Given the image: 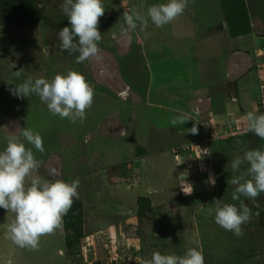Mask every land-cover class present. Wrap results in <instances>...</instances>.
<instances>
[{"label": "rangeland", "instance_id": "1", "mask_svg": "<svg viewBox=\"0 0 264 264\" xmlns=\"http://www.w3.org/2000/svg\"><path fill=\"white\" fill-rule=\"evenodd\" d=\"M16 1L20 6L0 0V150L21 127L32 129L45 148H33L41 161L33 176L80 184L66 215L73 221L65 225L64 216L62 228L42 236L36 250L8 238L15 217L0 209V264H147L153 252L183 256L195 246L205 264H264V193L241 197L251 211L241 237L208 212L219 199L239 203L231 199V161L264 148V140L245 132L244 120L264 97V0H189L170 24L149 21L131 32L123 18L130 7L146 14L167 0H103L100 58L79 64L78 52L60 48L58 33L68 25L63 0ZM230 44L245 47L238 78L247 81L229 76L191 91L198 85L194 65ZM68 71L83 74L95 91L82 121L53 116L35 94L8 91ZM181 113L193 120L173 125L169 120ZM194 124L196 135L187 131ZM189 184L190 195L183 191Z\"/></svg>", "mask_w": 264, "mask_h": 264}, {"label": "clouds", "instance_id": "2", "mask_svg": "<svg viewBox=\"0 0 264 264\" xmlns=\"http://www.w3.org/2000/svg\"><path fill=\"white\" fill-rule=\"evenodd\" d=\"M188 3L189 0H167L166 3L150 6L146 14L130 7L123 17L126 25L124 31L131 32L138 25L146 27L149 21L157 28L164 27L181 16ZM62 11L68 25L58 33L61 50L78 52V64L90 58L99 59L102 34L98 25L105 11L103 0H63ZM21 75L19 70L14 72L16 79ZM14 85L8 89L12 96L23 98L35 94L53 116L72 123L86 119V110L92 106L95 94L85 76L76 71L56 74L51 80L45 77L29 78ZM188 120L193 119L181 113L173 119L172 124L182 125ZM244 120L245 132L264 140V114H259L258 110L249 111ZM21 129L19 136L9 135L6 146L0 150V209L11 212L15 217L7 228L8 238L20 248L36 250L42 236L62 228L64 216L68 214L74 199L79 198L80 182L78 179L68 182L33 176L41 166L33 148L41 153L45 151L43 137L32 129ZM187 131L198 134L195 124ZM230 167L236 173L231 178V184L235 186L231 199L239 203H222L219 199L208 212L214 216L218 226L241 237L243 225L251 218V211L241 197L255 200L264 193V148L244 151L231 161ZM52 174H56L55 170ZM29 177L32 179L26 184ZM208 182L215 186L214 174L209 173ZM183 191L190 195L193 186L189 184L188 189ZM147 264H205V259L202 249L195 246L187 249L183 256L153 252Z\"/></svg>", "mask_w": 264, "mask_h": 264}, {"label": "crops", "instance_id": "3", "mask_svg": "<svg viewBox=\"0 0 264 264\" xmlns=\"http://www.w3.org/2000/svg\"><path fill=\"white\" fill-rule=\"evenodd\" d=\"M249 35L250 34L245 33L244 35H241V37L243 39L247 36L248 40H250V43H252L251 38H249L250 37ZM258 41H260V38H258ZM234 45L235 44H230V46L232 47L231 49H225V48L223 50L220 49L218 50L219 53L218 54L216 53L215 56L211 57L210 55H208V58H205V60H202L203 62L198 61L197 65L196 64L194 65V70L198 67V71H195L197 73V78L195 81L197 82L196 84L198 85L194 86V83H195L194 82L193 85H191V88H190L191 91L194 89L198 90V88L200 89V87L202 88L203 86L209 87V84H211L213 81L215 82L223 81V80H226V78L229 76L230 77L234 76L237 78L239 77L240 75L238 73L239 68L243 65L242 61H240L239 53L244 52L246 50H245V47H241V46L234 48L233 47ZM252 46H253V51H254L255 50L254 45L252 44ZM224 73L225 75H228V76H225ZM241 80H243L242 82L247 81V77L242 78V79L238 78V82H240ZM239 88L241 89L239 83H236L235 90H239ZM236 111L238 110L236 109ZM241 114H244V112H241V111L238 113L236 112V115L238 116ZM169 121L172 122L173 120H169ZM169 121H166L165 125L168 124ZM161 123H163V121Z\"/></svg>", "mask_w": 264, "mask_h": 264}, {"label": "built area", "instance_id": "4", "mask_svg": "<svg viewBox=\"0 0 264 264\" xmlns=\"http://www.w3.org/2000/svg\"><path fill=\"white\" fill-rule=\"evenodd\" d=\"M258 113L259 114H264V97L261 98V100H259V105H258ZM244 128L245 125H242L241 128ZM214 128V127H213ZM213 130V129H212ZM208 139V137L206 138ZM199 149H200V146L199 145H196L194 146V148L192 147V151L195 152V155H199ZM198 150V151H197Z\"/></svg>", "mask_w": 264, "mask_h": 264}, {"label": "trees", "instance_id": "5", "mask_svg": "<svg viewBox=\"0 0 264 264\" xmlns=\"http://www.w3.org/2000/svg\"><path fill=\"white\" fill-rule=\"evenodd\" d=\"M11 2H12V4L14 3V5H18V6H20L16 0H11ZM222 5H223L224 9H226L225 4H222ZM65 217H66L65 220H64V224H65V225H66V222H67V224H70V221H73V220L71 219V216H69V217H70L69 219L67 218V216H65Z\"/></svg>", "mask_w": 264, "mask_h": 264}]
</instances>
